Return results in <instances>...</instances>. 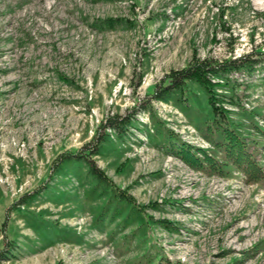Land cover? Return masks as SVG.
Wrapping results in <instances>:
<instances>
[{"label": "rangeland", "instance_id": "1", "mask_svg": "<svg viewBox=\"0 0 264 264\" xmlns=\"http://www.w3.org/2000/svg\"><path fill=\"white\" fill-rule=\"evenodd\" d=\"M105 18L117 20L98 28ZM250 52L264 59V0H0V250L11 251L0 264H264V181L232 164L195 169L146 130L211 152L205 88L188 81L167 101L154 90L195 57ZM232 76L258 112L264 167V64ZM130 115L127 132L106 129ZM105 134L92 159L109 185L91 197L85 163L57 166ZM113 194L125 209L99 223Z\"/></svg>", "mask_w": 264, "mask_h": 264}, {"label": "trees", "instance_id": "2", "mask_svg": "<svg viewBox=\"0 0 264 264\" xmlns=\"http://www.w3.org/2000/svg\"><path fill=\"white\" fill-rule=\"evenodd\" d=\"M116 20L115 18L99 19L95 21V25L100 29H104L112 26ZM256 55V53L250 52L221 61L212 58L201 59L195 57L187 67L175 70L169 76H166L162 85L154 90L153 98L167 101L174 96L181 95L188 81H196L205 88L212 107L214 124L211 126L207 119H201V122L203 125H207V131L204 135L214 145L211 152L178 139L172 130L169 128L163 129L161 124L156 126L155 133L151 132V129L146 126L149 138L155 140L157 145L162 146L167 152L181 157L195 169L206 171L209 174H222L225 166L232 164L245 174L248 181H264V167L261 164L263 158L259 148L260 141L253 137L254 134L250 131L252 126L255 127L254 124H250L251 119L255 118L258 112L254 109L249 110L240 101L237 91L240 82L232 76L234 72L252 75L257 67H261L264 64V59L262 60ZM213 78L218 80L213 81ZM167 80H169L168 83H166ZM218 87L225 90L229 89L231 94L227 101L235 105L238 110L225 107L223 104L224 98L216 90ZM235 115H240V119L235 118ZM131 117L132 115L126 118L111 117L107 121L106 129H115L119 133L127 132L129 125L132 124L130 121ZM243 117L246 120L242 121ZM202 124L197 125L200 130L204 128V126H199ZM213 129H215L214 132ZM215 132L218 137L213 139L210 135ZM108 137V134H105V136H100L96 140L88 158L73 153L67 154L62 156L57 166L58 170H62L63 165L66 163H85L88 166L89 175L97 182L89 193L91 197L94 195L101 197L104 195L105 190L103 191L102 189L100 191V187L103 185L107 189L109 185L103 171L98 168L92 159V156L101 152L102 145L107 141ZM124 201L126 202L123 196L113 194L106 208L100 210L97 221L103 224L111 210L112 204L115 205L110 217L111 220L114 219L119 213L124 211L125 207L121 205ZM166 223L171 224V222L163 220V225L170 227ZM9 253H11L10 250H0V261L8 259L11 255Z\"/></svg>", "mask_w": 264, "mask_h": 264}]
</instances>
